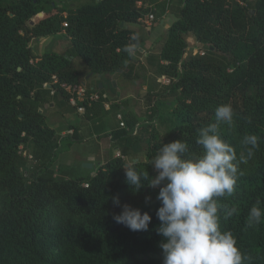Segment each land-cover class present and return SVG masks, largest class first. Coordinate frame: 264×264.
<instances>
[{
    "label": "trees",
    "instance_id": "trees-1",
    "mask_svg": "<svg viewBox=\"0 0 264 264\" xmlns=\"http://www.w3.org/2000/svg\"><path fill=\"white\" fill-rule=\"evenodd\" d=\"M73 2L78 4L0 0V264H163L143 258H163V238L156 232L159 187L134 193L126 183L125 166L154 177L151 158L162 145L180 139L187 142L190 155L203 154L196 144L197 130L215 122V109L222 104L233 109V122L219 126L222 139L237 156L246 135H256L258 147L239 165L243 175L236 191L220 200L237 210L221 219V229L235 235L250 264H264V221L247 224L257 201L264 208V0ZM147 9L169 10L176 20L156 36L145 65L139 67L149 109L145 122L128 118L126 103H112L109 110L101 102L85 105L81 118L87 135L109 137L118 155L112 154L94 176L95 168L83 167L72 170L70 177L56 176L62 138L45 124L42 109L52 105L62 114L76 113L59 87L82 83L75 59L86 67L87 76L100 82L118 85L134 75L138 60L124 49L135 46L139 54L149 39L141 22ZM42 13L49 15L32 22ZM155 19L160 21L159 16ZM58 33L65 34L63 52L34 54V40ZM189 40L202 52L194 54ZM150 71L167 81L159 92L157 78L148 81ZM52 77L58 84L45 87ZM87 87L105 94L104 84ZM163 96L168 97L165 105H174L175 118L161 134L151 121L157 113L155 101ZM73 136L78 138L75 132ZM147 137L144 161L138 156ZM124 204L151 215L147 231H131L114 220Z\"/></svg>",
    "mask_w": 264,
    "mask_h": 264
},
{
    "label": "clouds",
    "instance_id": "clouds-1",
    "mask_svg": "<svg viewBox=\"0 0 264 264\" xmlns=\"http://www.w3.org/2000/svg\"><path fill=\"white\" fill-rule=\"evenodd\" d=\"M137 39V37H133ZM124 51L131 57L135 46ZM233 122L230 104L215 109V122L197 130L196 144L203 154L190 155L187 142L176 140L162 145L149 164L156 170L154 177L125 166L126 183L138 193L145 186L159 187L156 199L160 207L156 217L160 225L156 232L163 239V264H250L251 258L242 253L235 235L221 229V219L231 218L237 211L220 203L236 191L240 164H246L258 147L256 135H246L242 140L243 152L237 160L233 147L219 134L221 124ZM146 202L151 197H145ZM113 203L119 205L118 197ZM257 201L248 212L249 227L264 221V208ZM114 220L131 231H147L152 220L148 212L124 204Z\"/></svg>",
    "mask_w": 264,
    "mask_h": 264
},
{
    "label": "rangeland",
    "instance_id": "rangeland-1",
    "mask_svg": "<svg viewBox=\"0 0 264 264\" xmlns=\"http://www.w3.org/2000/svg\"><path fill=\"white\" fill-rule=\"evenodd\" d=\"M66 3H69L71 7H74L78 4V2H73V0H58V2H56V4L61 7ZM168 6L170 5L168 4ZM154 12H156V15L153 14ZM53 13H56V10L55 12L54 10L50 12V14ZM47 15L49 14L42 13L39 16H35L32 18V22H35L39 18ZM155 16H159L161 21L163 17H167L168 14H166V11L162 13V11L158 9H147V12L143 14L141 22L149 29L156 28V32H158L160 27L158 26L159 24L156 25L158 21L157 19H155ZM64 37L65 34L63 33H58L56 35H47L34 40L33 44L31 45V48L33 49V52L36 55H41L44 52H63L67 48V44L64 41ZM155 38L156 35L153 37L152 41H154ZM189 44L190 49H192L194 54L202 52V50H199V48L194 44L192 40H189ZM133 56H135V58H137L138 60V63H136V68L139 69L140 66L145 65V56L137 55L136 52ZM74 65L77 70H82L81 78L82 81H84L88 77L87 69L84 68L82 62L79 59L74 60ZM142 75L144 74H142L141 69H139L131 77L126 79L122 78L118 80L120 84L122 83L126 86L134 87L130 88L129 92L126 93L130 94V97L128 99H123L125 98L126 94H116V96L112 92L116 90V88L114 86L112 88L110 83L106 92L109 102L128 104V113L126 114V116L128 118H134L136 121H138V123L145 122V111L149 110L145 96L146 86L144 85V79ZM147 78L148 81H152L154 78H157L156 92H159L160 85L167 83L166 79L162 77H156L151 71L147 75ZM99 82V80L94 81L92 86L96 87ZM166 102H168L167 96H163L155 101L157 113L151 121V123L154 124L156 130L161 134H164V129L166 125L175 118L173 113V110L175 108L174 105H165ZM42 114L44 116L45 124L50 128L54 127V130L62 138L61 147L59 148L58 159L54 166L56 176H67L69 173L70 177V172L74 169L81 167L84 163L92 165V168L88 170H93L95 168V170L91 173V176H94L96 168H98L101 164L105 163L112 154L114 156L118 155L117 150L113 149V141H111L109 137L101 135L97 138H90L91 136L87 135V127L85 125V122L77 113L62 114L57 111H51L48 107H46L42 109ZM74 132L78 135V138H75L73 136ZM149 146L150 143L147 137V139L141 143V153L138 156L139 159L144 161L147 160L146 153L149 149ZM88 152H94V155L89 156ZM241 154L242 152L238 153L237 160H239V156ZM143 258H156L160 262H163V258L161 256L148 255Z\"/></svg>",
    "mask_w": 264,
    "mask_h": 264
},
{
    "label": "built area",
    "instance_id": "built-area-1",
    "mask_svg": "<svg viewBox=\"0 0 264 264\" xmlns=\"http://www.w3.org/2000/svg\"><path fill=\"white\" fill-rule=\"evenodd\" d=\"M146 28H148L146 26ZM58 81L55 77H52L51 82L45 87L51 88L56 86ZM60 89L64 91L68 96V103L71 107L76 109V113L80 116L85 113V105L90 106L93 103L101 102L105 110H109L111 102H109L108 97L104 95H99L97 92L89 89L86 84H76V85H66L60 84ZM117 119L120 122L121 127H125L122 121L121 115H117Z\"/></svg>",
    "mask_w": 264,
    "mask_h": 264
},
{
    "label": "crops",
    "instance_id": "crops-1",
    "mask_svg": "<svg viewBox=\"0 0 264 264\" xmlns=\"http://www.w3.org/2000/svg\"><path fill=\"white\" fill-rule=\"evenodd\" d=\"M166 14H168L167 17H163V19L161 21L158 20L157 24L160 28H159V33L156 32V28H152V29H149V28H146V30H148L150 32V35H149V39L147 40V42H145L142 46V49H138V53L142 56H147L148 53L154 48V41H152L153 37L156 35L158 36L160 33H162L164 30H167L170 25L176 20V18L170 14L169 10L166 11ZM156 33V34H155ZM64 34V33H63ZM137 54V53H136ZM137 54V55H139ZM84 66V65H83ZM84 68L86 69V67L84 66ZM83 68V70H84ZM80 73L82 72V70H78ZM99 79L97 78H92V75H88V77L82 81V83L86 84L87 86H90V88L92 87L94 81H97ZM100 81V80H99ZM109 83L116 88V90L112 91L115 95L117 94H126L127 92H129V89L130 88H134V87H130V86H126L124 84H120L119 81H118V85L116 87V83L113 81V82H109L108 80H103L102 82H99L98 85L100 88H102V85L104 84V89H105V95L107 96V88L109 87ZM119 86V87H118ZM133 86V85H131ZM114 88V89H115ZM118 88V89H117ZM145 93V92H144ZM146 94V93H145ZM116 95V96H117ZM130 97V94H126L125 98L123 99H128ZM53 106L51 105L49 110L51 111H57V110H54L52 109ZM52 129H55L54 127ZM99 136H91L90 138H97ZM100 144V143H99ZM88 155L89 156H93L94 155V152H88ZM87 164V163H86ZM82 167V166H81Z\"/></svg>",
    "mask_w": 264,
    "mask_h": 264
},
{
    "label": "water",
    "instance_id": "water-1",
    "mask_svg": "<svg viewBox=\"0 0 264 264\" xmlns=\"http://www.w3.org/2000/svg\"><path fill=\"white\" fill-rule=\"evenodd\" d=\"M55 2H58V0H54ZM82 167L85 168V169H91L92 168V165L91 164H82Z\"/></svg>",
    "mask_w": 264,
    "mask_h": 264
}]
</instances>
